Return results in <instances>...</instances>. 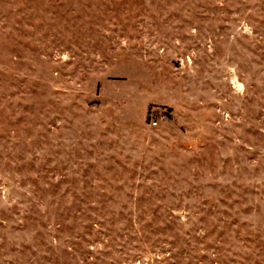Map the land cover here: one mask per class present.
Segmentation results:
<instances>
[{
  "label": "rangeland",
  "instance_id": "374dc122",
  "mask_svg": "<svg viewBox=\"0 0 264 264\" xmlns=\"http://www.w3.org/2000/svg\"><path fill=\"white\" fill-rule=\"evenodd\" d=\"M0 264H264V0H0Z\"/></svg>",
  "mask_w": 264,
  "mask_h": 264
}]
</instances>
